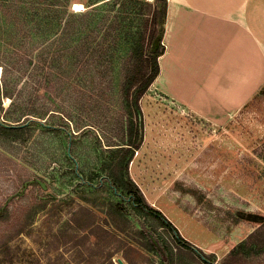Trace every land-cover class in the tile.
Wrapping results in <instances>:
<instances>
[{
    "label": "rangeland",
    "instance_id": "obj_1",
    "mask_svg": "<svg viewBox=\"0 0 264 264\" xmlns=\"http://www.w3.org/2000/svg\"><path fill=\"white\" fill-rule=\"evenodd\" d=\"M81 5L76 11L85 10ZM2 13L0 7V19ZM0 37L1 50L14 51ZM4 53L0 84L5 77L18 104L1 97L0 123L32 114L18 122L30 127L25 143L0 138V264H169L143 247V219L100 169L125 129L115 81L103 84L80 66L70 76L41 74L35 52L30 65ZM166 78L167 71L140 99L143 141L130 177L184 239L215 256L214 264H264L262 254H229L242 240L264 244V89L225 111L166 95ZM173 258L207 264L185 249Z\"/></svg>",
    "mask_w": 264,
    "mask_h": 264
},
{
    "label": "trees",
    "instance_id": "obj_2",
    "mask_svg": "<svg viewBox=\"0 0 264 264\" xmlns=\"http://www.w3.org/2000/svg\"><path fill=\"white\" fill-rule=\"evenodd\" d=\"M76 1L84 5V11L70 9ZM0 7L4 13L0 19V35L7 41L5 45L13 47L14 51L10 53L20 59L24 57L28 65L35 52L37 64L41 65L36 68L41 74L45 72L52 76L58 71L57 75L70 76L80 66L87 75L95 72L93 77L98 76L103 84L107 80L115 81L125 129L119 136L122 142L104 151L106 155L100 169L107 172L105 180L115 194L143 219L139 233L146 240L143 247L169 264H178L173 253L182 249L193 251L207 264H214L213 254L206 255L184 239L161 211L147 203L129 175V165L143 141L140 99L158 77V58L164 52L162 38L167 1L155 0L152 4L146 0H0ZM1 47L2 39L0 57L4 53ZM10 53H4V56H11ZM48 57L50 71L44 67ZM51 87L55 88L54 85ZM5 88L7 84L3 77L0 101L1 97H6L12 100V106L18 104V98ZM31 114L28 110V113L21 112L9 118L10 122H1L0 138L25 143L30 137V127L26 122H18ZM157 230L168 237L163 240L156 237L153 232ZM20 232L22 230L18 229L16 234ZM229 254L264 255V244H249L242 240L231 247Z\"/></svg>",
    "mask_w": 264,
    "mask_h": 264
},
{
    "label": "crops",
    "instance_id": "obj_3",
    "mask_svg": "<svg viewBox=\"0 0 264 264\" xmlns=\"http://www.w3.org/2000/svg\"><path fill=\"white\" fill-rule=\"evenodd\" d=\"M162 44L168 96L237 111L264 89V0H167Z\"/></svg>",
    "mask_w": 264,
    "mask_h": 264
},
{
    "label": "bare ground",
    "instance_id": "obj_4",
    "mask_svg": "<svg viewBox=\"0 0 264 264\" xmlns=\"http://www.w3.org/2000/svg\"><path fill=\"white\" fill-rule=\"evenodd\" d=\"M82 5L81 4H79V3H76V4H74V6H73V10H82ZM159 78L161 79L162 78V76L161 75H158V77H157V81L159 80ZM155 84V82H153V84L152 85H154Z\"/></svg>",
    "mask_w": 264,
    "mask_h": 264
},
{
    "label": "water",
    "instance_id": "obj_5",
    "mask_svg": "<svg viewBox=\"0 0 264 264\" xmlns=\"http://www.w3.org/2000/svg\"><path fill=\"white\" fill-rule=\"evenodd\" d=\"M36 182H38V183L41 185V187H42L43 189L45 188V184L42 183L40 180H36Z\"/></svg>",
    "mask_w": 264,
    "mask_h": 264
}]
</instances>
